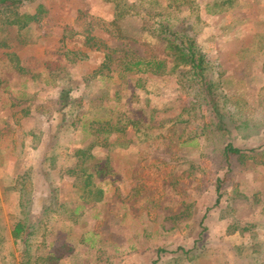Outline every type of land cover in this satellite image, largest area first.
<instances>
[{
  "label": "rangeland",
  "instance_id": "1",
  "mask_svg": "<svg viewBox=\"0 0 264 264\" xmlns=\"http://www.w3.org/2000/svg\"><path fill=\"white\" fill-rule=\"evenodd\" d=\"M155 1L160 4L155 7L157 12L168 6V0ZM218 1L221 0H196L194 6L178 4L179 8L173 6L169 13L172 26L185 21L201 51L211 60L209 68L213 76V72L217 74L214 77L226 97L227 110L236 113L238 123L250 122L242 131L236 129L227 135V143L246 154L244 159L230 157L232 171L230 180L223 184L221 204L215 207V182L217 178L225 179L228 169L219 165L218 145L212 146V153L205 147L207 141L200 136L202 123L191 115L193 96L181 88L175 75H148L143 77L147 83L142 88H136L132 78L121 86L111 85L122 90L119 105L146 120L151 111H156L152 117L154 126L170 119L183 123L171 131V140L159 143L158 151L146 150L143 144L110 152L95 149L97 158H111L110 174L96 180L106 192L105 199L80 209L76 215L72 212L81 204L79 189L75 180L61 170L76 165L73 153L89 145L91 139L80 129L63 135L59 168L52 172L51 180L44 179L41 164L58 133V117L47 118L40 110L59 92V88L46 85L54 69L46 64L59 62L65 72L56 70L57 81L66 74L72 76V82L64 80L66 83L61 84L77 87L72 95L80 97L84 93L83 77L100 66L103 54L82 46L79 38L63 43L64 32L81 30L78 22L83 12L110 22L113 6L102 0H39L22 8L29 12L43 3L47 15L28 31V44L18 46L21 63L29 74L7 69L0 53V130L8 125L16 127L12 103L30 98L33 113L23 120L24 130L33 131L42 140L39 143L29 136L21 156L4 149V145L11 144L10 139L0 142V185L8 192L0 199L1 234L5 238L0 245V264H22L24 260L23 244L11 233L20 214L18 198L12 194L16 193L13 189L18 176L30 166L35 169L31 220L43 217L44 201L49 197L51 201L54 189L58 200L51 206L67 205L50 215L44 248L30 253L33 258H41L38 264H264V0H231L223 9L213 7ZM95 33L106 36L113 46L121 43L113 41L102 28ZM132 33L137 34L135 29ZM126 43L141 54L156 46L145 39ZM66 49H81L88 59L71 64L61 54ZM160 56L170 64L169 58L162 53ZM144 151L153 153L152 166L141 162L140 153ZM157 170L169 175L168 183L154 181ZM148 177L154 178L149 189L137 195V184L148 182ZM179 188L185 190V195L177 194ZM35 199H40V209L34 206ZM189 204L190 217L172 219Z\"/></svg>",
  "mask_w": 264,
  "mask_h": 264
},
{
  "label": "trees",
  "instance_id": "2",
  "mask_svg": "<svg viewBox=\"0 0 264 264\" xmlns=\"http://www.w3.org/2000/svg\"><path fill=\"white\" fill-rule=\"evenodd\" d=\"M39 0H0V53L4 64L10 71L20 75H27L29 71L22 65L18 46L28 44V31L34 24H40L47 15L43 3H39L34 10L25 12L22 8L25 5ZM104 3L113 6V19L110 22L102 21L87 12L81 13L78 23H81V30H66L62 42L79 38L82 46L103 54V61L100 66L91 74L83 77L84 93L80 97L73 96L74 86H68L72 82L69 74L57 81L59 69L64 67L59 62H47V66L54 68L50 72L51 81L47 80L46 85L59 88V92L52 99L42 106L40 113L47 117H58V133L53 137L50 144V153L44 157L41 164V172L44 179L51 180L52 172L59 168L58 160L61 158V146L63 135L81 130L86 138L91 139L89 145L79 148L73 153L76 165L72 168L61 170L64 176L75 180V187L80 193L79 204L72 212V215L79 213L80 209L90 204H99L104 201L106 192L100 184L96 183L98 178L110 174L111 158H97L95 149H107L109 152L115 148L127 149L132 146H145L146 150L158 151L159 143L171 140L170 133L175 126L183 121L163 120L158 126L152 125V118L156 111H151L148 120L139 116L138 113H129L124 106L119 105L122 100V90L118 87L126 82L128 78L135 80V87L142 88L146 85V76H171L175 75L181 88L186 89L189 95L193 96V108L191 115L195 116L202 124L201 135L205 138V147L212 153L217 145L220 147L219 165L226 167L225 179L217 178L215 189L217 199L215 207L221 204L224 194L223 184L230 180L229 174L232 171L230 157L232 155L245 158V152L237 148L233 143H227V135L233 130L244 129L250 122L241 120L239 123L235 118V112L227 110L226 97L220 87L218 80L214 77L216 72L211 74L209 66L211 60L204 54L196 39V35L182 21L178 26H172L169 9L173 6L179 8L178 4L194 6L196 0H168V6L160 12L155 10L160 4L155 0H102ZM231 0L215 2L213 7L223 9L225 4ZM221 12V11H220ZM105 30L109 37L118 43L112 45L111 41L95 33L97 29ZM135 29L137 34H133ZM148 40L156 46L146 54H141L135 46L125 44L128 40L138 43L139 40ZM156 47L160 50H156ZM164 54L170 59V64ZM71 64L88 59V55L81 49H66L61 53ZM172 59V68H171ZM56 71V72H54ZM54 72L53 74H51ZM216 74V75H215ZM66 80V82L64 81ZM63 81L64 83L61 84ZM118 84V88H111V85ZM62 85V86H61ZM26 88V82L23 84ZM113 89V90H112ZM24 90V89H23ZM28 97V95H27ZM28 99V100H27ZM223 100V102H222ZM24 102L26 103L24 106ZM115 102V105H111ZM32 100L23 99L22 102L12 103L13 118L16 127L11 125L0 130V142L11 140V144L4 145V149L13 155L21 156L27 146V138L32 136L39 143L42 136H37L33 131L24 130L23 120L32 113ZM108 104V105H107ZM196 106V107H195ZM144 115V114H143ZM145 119V120H144ZM188 123L189 121H184ZM172 123V126H171ZM236 127V128H235ZM175 131V130H174ZM174 133V132H173ZM211 134V136H209ZM197 139V136H194ZM114 139V141H112ZM214 143V144H213ZM37 146V145H35ZM212 147V148H211ZM67 151V147H64ZM18 152V154H16ZM142 163L154 164L152 152H141ZM155 179L148 177L147 181L137 184L135 192L139 195L150 187V182L160 180V183H168V176L157 170ZM35 169L30 166L18 176L14 191L19 195L18 207L20 214L16 220L12 237L20 241L24 247L22 264H38L41 258H33L32 250L40 251L45 246L46 225L53 212L62 211L66 204L51 206L57 203V189L51 191L50 197L44 202L43 217L34 221L31 220V207L34 198L33 180ZM159 177V178H158ZM227 178V179H226ZM144 180L145 177H143ZM177 185V183H175ZM172 185V188H177ZM183 191L182 193L180 191ZM178 195H185V190L179 188ZM82 193H81V192ZM49 202V203H48ZM51 203V204H50ZM192 206L186 205L183 211L173 216L172 219H187L192 215ZM186 216V218H185ZM1 217V211H0ZM48 218V219H47ZM0 224V245L5 242L2 236ZM246 229V228H245ZM179 248L178 251H182ZM165 252V251H160Z\"/></svg>",
  "mask_w": 264,
  "mask_h": 264
},
{
  "label": "crops",
  "instance_id": "3",
  "mask_svg": "<svg viewBox=\"0 0 264 264\" xmlns=\"http://www.w3.org/2000/svg\"><path fill=\"white\" fill-rule=\"evenodd\" d=\"M5 193H8V192H5V190H3V186L0 185V199L1 200L4 198ZM14 195H16V197L19 199V195L17 192L12 194L13 197H14ZM37 199H35V205L34 206L37 208L39 207V209H40L41 206H40V203L38 202L40 199L39 200H37Z\"/></svg>",
  "mask_w": 264,
  "mask_h": 264
}]
</instances>
